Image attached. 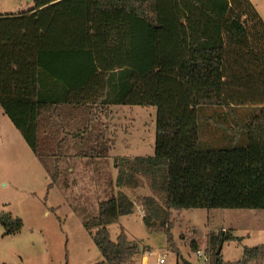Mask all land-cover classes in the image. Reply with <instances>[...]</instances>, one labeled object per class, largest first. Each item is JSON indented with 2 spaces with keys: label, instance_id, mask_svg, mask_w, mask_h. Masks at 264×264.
<instances>
[{
  "label": "trees",
  "instance_id": "obj_1",
  "mask_svg": "<svg viewBox=\"0 0 264 264\" xmlns=\"http://www.w3.org/2000/svg\"><path fill=\"white\" fill-rule=\"evenodd\" d=\"M32 2L27 10L0 14V107L47 168L48 188L60 178L67 128L74 127L68 119L56 123L51 110L64 113V105H73L69 112L84 115L73 133L85 138L75 156L100 158L111 145L95 130V111L152 105L155 153L115 159L117 185L137 187L143 174L165 194L164 205L144 197L145 223L160 221L173 244L171 209H264V20L251 0ZM246 104L261 109L245 134L220 145L200 140L199 108ZM61 128L67 135L58 139ZM135 205L119 190L97 214L83 215L104 262L124 264L138 252L124 230L117 241L108 230ZM0 222L6 233L23 227L11 213H1ZM234 238L211 232L206 264L264 260L260 244L245 248L238 261H224L220 245ZM192 247L200 251L195 242Z\"/></svg>",
  "mask_w": 264,
  "mask_h": 264
},
{
  "label": "rangeland",
  "instance_id": "obj_2",
  "mask_svg": "<svg viewBox=\"0 0 264 264\" xmlns=\"http://www.w3.org/2000/svg\"><path fill=\"white\" fill-rule=\"evenodd\" d=\"M251 1L264 20V0ZM32 6V0H0V14L18 13ZM114 109L109 122L115 142L109 155L63 158L59 161L60 178L48 188L51 176L47 168L22 135L15 137L7 127L17 130L6 115L3 119L0 107V214L11 213L23 220L22 229L16 233H6L0 222V264H108L82 219L83 215L97 214L100 204L119 190L136 205L133 213L120 216L118 222L108 226L111 239L117 241L124 230L128 239L140 246L124 264H206L212 252L207 250L211 232L232 233L235 237L221 244L224 261H238L245 248L264 244V209H171L173 244L160 221L145 223L149 208L144 197H153L164 205L165 194L143 174L137 187L117 185L115 159L155 153L157 107L123 104ZM210 131L214 145L225 143L217 131ZM48 161L53 172L55 163ZM194 242L203 255L193 250ZM250 264H264V260Z\"/></svg>",
  "mask_w": 264,
  "mask_h": 264
},
{
  "label": "crops",
  "instance_id": "obj_3",
  "mask_svg": "<svg viewBox=\"0 0 264 264\" xmlns=\"http://www.w3.org/2000/svg\"><path fill=\"white\" fill-rule=\"evenodd\" d=\"M84 64L85 62H81V61L78 62L79 66ZM70 65L74 67V65L76 64L74 62H71ZM49 83H53L52 80H49ZM50 93L51 92H49V94ZM119 105L120 104H110V105H106L104 108L101 107V109L95 111L94 120L95 123L97 124V129L95 130L105 132V136L107 137V139L110 140L111 149L114 146L115 138L112 134V125H111L112 123L109 121L113 117L112 115L115 112L114 107ZM72 108L73 105H64L63 109H65L64 110L65 112L63 113L61 111L59 114L58 112L53 113V110L50 111L56 123L62 124L63 121H66L68 119L70 121H73L74 124V127H72V129L67 128V132H71V134L69 135H67L66 131H64L62 128L60 129L58 139H62L65 137V135H67L65 137L66 141L64 142V147L67 148L64 151V155H65L64 158L70 156L75 157V155L79 152L80 147L82 146L85 140V138H81L80 135L73 134L75 131L77 132V126L80 124L82 120L81 117H83L84 115L80 116L73 114V112H69V110H71ZM260 109H261L260 105H250V104L240 105L236 107H223V108H218L215 106H205L199 112L200 140L204 143H211L213 139L210 140V132H211L210 130L217 131V133L222 136L224 142L228 141L232 137V135L238 136L240 133L245 134L248 125L250 124L253 117L260 112ZM5 115L6 114L3 111V119H5ZM214 126L217 129H215ZM7 127L14 132L12 133L15 134V137L18 136L19 133L21 134V132L16 127L15 128L18 131L13 130L10 125ZM75 149L77 150L74 152ZM81 158H85V157H81ZM146 260L147 258L145 257L144 262H146Z\"/></svg>",
  "mask_w": 264,
  "mask_h": 264
},
{
  "label": "built area",
  "instance_id": "obj_4",
  "mask_svg": "<svg viewBox=\"0 0 264 264\" xmlns=\"http://www.w3.org/2000/svg\"><path fill=\"white\" fill-rule=\"evenodd\" d=\"M149 253L151 254V251ZM199 255L201 256V255H203V253L201 251H199ZM206 260H208V258H206ZM160 262H164V258H161Z\"/></svg>",
  "mask_w": 264,
  "mask_h": 264
},
{
  "label": "water",
  "instance_id": "obj_5",
  "mask_svg": "<svg viewBox=\"0 0 264 264\" xmlns=\"http://www.w3.org/2000/svg\"><path fill=\"white\" fill-rule=\"evenodd\" d=\"M28 1H31V0H28ZM221 247H222V245L220 246V250H221ZM220 250H219V251H220ZM188 264H193V263L188 262Z\"/></svg>",
  "mask_w": 264,
  "mask_h": 264
}]
</instances>
